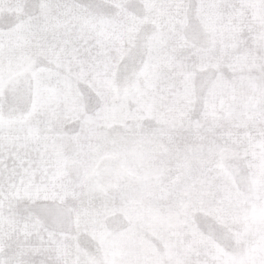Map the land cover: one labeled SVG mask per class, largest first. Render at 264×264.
I'll list each match as a JSON object with an SVG mask.
<instances>
[{
	"label": "snow or ice",
	"instance_id": "snow-or-ice-1",
	"mask_svg": "<svg viewBox=\"0 0 264 264\" xmlns=\"http://www.w3.org/2000/svg\"><path fill=\"white\" fill-rule=\"evenodd\" d=\"M0 264H264V0H0Z\"/></svg>",
	"mask_w": 264,
	"mask_h": 264
}]
</instances>
